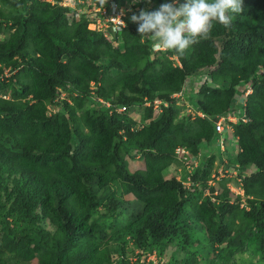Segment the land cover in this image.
Listing matches in <instances>:
<instances>
[{"label": "trees", "instance_id": "obj_1", "mask_svg": "<svg viewBox=\"0 0 264 264\" xmlns=\"http://www.w3.org/2000/svg\"><path fill=\"white\" fill-rule=\"evenodd\" d=\"M52 1L0 0V264L35 257L38 264H144L134 247L162 255L169 245L183 253L180 264L210 251L220 258L210 264H264V0H243L230 26L214 21L208 38L183 55L165 49L160 57L131 16L172 0H140L121 30L108 29L115 47ZM205 71L211 82L187 94L203 117H179L171 94ZM92 89L114 105L156 97L169 105L157 119L144 106L150 120L135 128L128 112L109 114ZM246 89L247 121L232 125L238 150L229 161L244 205L229 199V178L208 185L212 156L192 168L189 191L165 177L178 147L196 156L215 140L213 119ZM135 157L142 167L131 170L127 158ZM113 172L125 186L109 178Z\"/></svg>", "mask_w": 264, "mask_h": 264}, {"label": "clouds", "instance_id": "obj_2", "mask_svg": "<svg viewBox=\"0 0 264 264\" xmlns=\"http://www.w3.org/2000/svg\"><path fill=\"white\" fill-rule=\"evenodd\" d=\"M107 1H112L119 5L124 4V0H107ZM133 2L134 4L132 8L125 13L124 19L128 15V13H130L134 9V6L140 2V0H133ZM99 3L101 5H104L105 0H99ZM147 3L151 5L152 0H147ZM243 10H244L243 0H185V2L183 3L181 2V0H172V2L170 3L161 4L160 7L155 11H149L148 9H142L140 10L138 15L133 14L131 16V20L138 24L139 35L142 38H145L149 42H151L153 56L155 52H159L160 50L165 51V49L174 50L178 54L183 55L187 49H189L192 45L198 43L201 38H204V39L208 38L213 28L214 21L228 27L231 25L232 20L234 19V14H240L243 12ZM69 14L71 15L70 12ZM108 40L112 42V45L114 42L117 44V41L114 40L113 37L112 39H108ZM163 51H160V52H163ZM173 58L180 65L177 57L173 56ZM201 75L202 76H199V78L198 76H195L193 79L186 78L180 91H177L171 94L170 97L173 98V102L176 106H177L178 101H176V97L174 96L177 93H181L183 88H188V93L190 91H193L196 94L200 90V87L204 82H211L210 76L208 75L206 71L203 72ZM91 86L93 87V89L95 88L93 82H91ZM241 86H245V84L239 85L238 88L241 89ZM93 89L91 91L92 98L96 100L98 103H100L104 108H106L109 114H112L113 112H117V113L128 112L135 122H138V119L134 117L135 115H131L129 111L131 107L152 106L153 112H152V117L150 119H157L161 115L163 107H167L169 105V102L162 100L158 97H156L153 101H149L145 98L144 102L141 105H134V106H127L124 104L114 105L112 101L99 97L94 92ZM250 92H251L250 89H246L244 92H238L236 94V97L234 98L235 104H233V108L228 113L217 115L213 119L215 123V120L217 119L218 116H227L230 114L236 115V112L239 110H240V114H242V116L239 117V119H237L235 122L230 121V120L224 121V125H225L224 131L221 134L216 133L215 140L214 141L211 140L213 143L216 144L215 147L217 149L223 150L222 143L225 138L224 136L226 135V132L230 134V136L232 137L233 141L236 144V137L233 135L232 125L237 123L238 121L240 122L247 121L246 96ZM3 97H6V95L4 94ZM60 97L62 98L64 97V95H60ZM155 100H158L160 103L155 104ZM190 102L192 103L191 100ZM106 103H108L109 105H106ZM122 106H125V109L120 110ZM48 110H51V108H49ZM186 111L191 112V115H192L191 118H194L196 115L200 116L197 114L198 112H200L197 109L195 113L189 109H187ZM180 114H183V115H179V117L187 116V113H185L186 115L184 113H180ZM201 117H203V114ZM150 119H146L145 121L148 122ZM139 127L140 126H136L135 124V128H139ZM211 141H209L208 146H210ZM200 150H202V148ZM237 150H238V146L236 144L235 151ZM221 167L224 172L230 173L229 174L230 180H231V177H234L239 182V185L237 186L240 192L237 191V186L236 187L232 186L233 184L230 183V180L226 182V186L229 190V193H231V190H234L236 188V192H239L236 194H241V196H245L244 190L242 188L241 177L238 175V172L236 169L237 166H233L232 169H227V167L224 164H222ZM219 170L217 172H219ZM191 173H192V170L189 175V181H190L189 186L185 185L184 181L179 180L182 183L185 190H189L188 188H190V186L193 184L190 178ZM214 174L215 172L211 174L212 178ZM219 174L221 175L222 171L221 173L219 172ZM220 178H224V177H220ZM220 178L216 177V179H210L208 181V185H214L215 181ZM208 190L209 189L207 187L205 189V192L207 194H208ZM211 199L215 200L213 197ZM243 205L244 204L240 203V206H243ZM154 252L155 251L153 250L150 253H146V255L147 256L154 255Z\"/></svg>", "mask_w": 264, "mask_h": 264}, {"label": "rangeland", "instance_id": "obj_3", "mask_svg": "<svg viewBox=\"0 0 264 264\" xmlns=\"http://www.w3.org/2000/svg\"><path fill=\"white\" fill-rule=\"evenodd\" d=\"M85 3H80L76 0V9L77 12L80 13L79 16H81V13L85 12ZM78 9H81L83 12H79ZM78 17V15H77ZM144 39V38H143ZM113 46H117V44L114 42ZM163 51V50H160ZM160 52L158 54H156L158 57H160ZM154 55V57L156 56ZM8 73V72H7ZM69 89L62 91L60 95H66L67 93H69ZM188 88H183L181 93H177L174 97H176V101L177 102V106L179 108L180 113H187V116L184 117H192L191 112L190 111H186L187 109L191 110L192 112H196L195 107L193 106V104L190 102L189 98H188ZM116 96V95H115ZM143 107H139V106H134L130 108V113L131 115H135L134 117L138 119V122H136V126H141L142 124L146 123L147 121H145L142 118L143 115ZM179 115H183L180 114ZM186 115V114H185ZM224 140L222 143V147L223 150L217 149L215 147V143H213L211 141L210 146H208L207 142H203L201 144V148L202 150L199 151V153L194 156L192 154H190V152H188V155L186 154H182V150H187L184 147H179V152L178 153V161L175 164H171L168 168H166L163 171V174L165 177L169 178V177H174L180 181H188L190 172L192 170L193 167H196V165L201 164V165H207L208 159L212 156L213 157V162L212 164L209 166L211 169V173L213 174V172H215L214 176L212 179H216V177H224V178H229V174L228 172H224L222 170V164H224L227 169H232L234 164H232L230 161V158H232V156L235 153V147L236 144L233 141L232 137L230 136V134L228 132H226V135L224 136ZM183 148V149H182ZM188 151V150H187ZM127 163H128V167L131 170H134L136 168H140L142 167V159L139 157H135V158H127ZM219 169H221L222 171V175L219 174V172H217ZM248 172H252L254 171V167L253 166H249L247 168ZM110 179H114L117 177V179L120 180V183L122 185L125 186V183L123 181H121V175L118 172H113V173H109L108 174ZM214 183V182H212ZM230 183L233 184L232 186L236 187L237 185H239V182L234 178L231 177ZM190 190V188H188ZM188 190V191H189ZM123 194H124V198H130V193H128L125 189L122 190ZM237 191L240 192V190L238 189L237 186ZM236 192V188L234 190H231V193H229V199L232 201H239L241 204H244V198L245 196H241V194H236L239 193ZM120 219V217H119ZM44 227H46L47 229H49L51 232H53L55 230V226L52 225L48 220H46L44 222ZM221 244L218 245L217 248H219ZM115 247H116V243L114 241H110L109 244L107 245V249L109 250L110 254H111V259H115L117 257L116 253H115ZM127 247H134L133 242H128ZM135 253H142L141 254V261L144 262V264H150V262H152V259H154L156 262L155 263H151V264H172L171 262H173L174 264H180V261L182 260L183 257V253L178 250L176 248L175 245H169L165 248V251L163 252L162 255H158V253L156 252V250H154V257L150 256L148 257L146 255V253L142 252L143 250H141L140 248L134 247ZM128 254L125 255V257ZM151 258V259H150ZM200 257L198 256V259ZM220 258L217 256V251H210L209 253H207V259L204 260L202 257L197 261L196 264H210L211 262H214L215 260H217ZM128 262H133L134 261V257L129 256L127 258ZM135 263V261H134ZM10 264H16L14 261H11ZM30 264H38V258L35 257L30 261Z\"/></svg>", "mask_w": 264, "mask_h": 264}, {"label": "built area", "instance_id": "obj_4", "mask_svg": "<svg viewBox=\"0 0 264 264\" xmlns=\"http://www.w3.org/2000/svg\"><path fill=\"white\" fill-rule=\"evenodd\" d=\"M48 1L53 2L52 0H48ZM77 1L80 3L82 2L85 3L84 4L85 12H83L81 9H78L79 12H83L81 13V16H79L80 13L77 12V9L75 6L76 0H61L58 3L62 6L70 8L71 11L74 10L75 13L73 14L76 19H79L80 17L84 16L88 21V28L103 34L108 39H112V34H111L112 32H117L125 26L124 24L125 23V19H124L125 13L129 11L134 4L133 0H124V4H121V5L114 3L112 1H107V0H105L104 5H101L99 2L95 0H77ZM71 11L70 13L71 15H73ZM108 29L111 30V33L108 32ZM156 103H160V102L158 100H155V104ZM106 105H109V104L106 103ZM123 109H125V106H122L120 108V110H123ZM197 114L202 116L200 112H198ZM241 116L242 114H240V110L236 112V115L230 114L227 116H218L217 119L215 120L216 133L221 134L224 131L225 129L224 121L225 120H230V121L235 122ZM176 153L178 156V153H180L179 147L176 149ZM181 153L188 155V151L184 149L182 150ZM219 172L221 173V169L219 170ZM184 184L187 186L190 185L189 178H188V181L185 182ZM150 256L154 257V255H150ZM152 261L153 263L156 262L154 259H152Z\"/></svg>", "mask_w": 264, "mask_h": 264}]
</instances>
